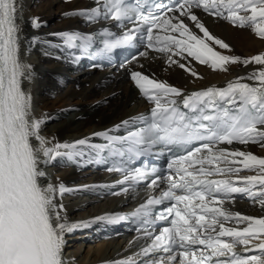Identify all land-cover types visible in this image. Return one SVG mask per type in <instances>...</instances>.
<instances>
[{
	"label": "snow or ice",
	"instance_id": "snow-or-ice-1",
	"mask_svg": "<svg viewBox=\"0 0 264 264\" xmlns=\"http://www.w3.org/2000/svg\"><path fill=\"white\" fill-rule=\"evenodd\" d=\"M96 3L99 6L65 15H81L89 21L111 19L119 25L125 21H140L147 26L149 48L183 59L190 57L213 70L227 71L225 65L236 63L246 66L254 62L264 66V53L242 60L239 56L217 51L215 45L221 49H229V45L213 36L193 13V8H202L234 26L250 28L264 40V0H176L172 6L156 4V12L149 11L147 15L140 7L130 6L127 0H96ZM162 10H166L164 15H161ZM168 12H179V16H168ZM181 17L195 22L203 37L191 31ZM22 18L20 0H0V264H66V234L90 227L97 221L117 223L124 217L105 215L69 222L66 215L61 214L64 205L58 203L57 197L62 198L73 189L62 183L43 182L47 173L42 166L58 157L72 161L79 155L76 146L87 141L51 144L40 135L45 121L33 117L32 97L23 87L24 80L31 79L32 73L31 65L20 57ZM38 20V17L33 18V27H40ZM153 29L162 30L164 34L154 35ZM175 34H179V38ZM61 35L69 42L82 39L85 41L82 48L91 41V37H81L79 33ZM104 35L112 36L107 29ZM133 38V30H129L118 38L104 39L101 52L110 53L130 44ZM179 66L185 68L183 63ZM192 74L196 75L194 71ZM131 76L140 92L155 106L150 119L141 117L146 120V128L120 138L128 144L129 159L147 154L159 144L189 145L205 141L202 147L168 163L174 174L167 177V190L158 198H149L146 205H141L133 214L148 216L149 206L165 200L174 201L167 208V215L158 217L167 220L171 216V227L156 235L141 253L145 256L156 251L169 253L159 264H173L178 257L179 264H264V217L242 215L223 207L225 198L238 193L257 199L264 208V157L239 150H214L216 144H232L233 141L241 144L264 142V127H259L264 126V67L247 77L258 81L257 85L242 83L244 78H238L225 88L209 87L184 97L183 106L191 115L182 112L177 101L170 99L171 95L181 96L179 89L140 72H133ZM222 103L234 105L235 110L221 107ZM123 123L127 125L128 121ZM96 135H104L109 141L114 139L106 133ZM119 154L124 155V152ZM244 170L255 174L240 176ZM134 171L132 180L147 178L148 173ZM216 176L223 178L216 179ZM233 176L242 186H237ZM159 179L157 176L152 180V185L155 186ZM257 185L259 191H253ZM232 219L246 222V226L225 227V222ZM238 246H242L245 253L254 254L242 255L236 251ZM114 264H135V261L129 257Z\"/></svg>",
	"mask_w": 264,
	"mask_h": 264
},
{
	"label": "bare ground",
	"instance_id": "bare-ground-1",
	"mask_svg": "<svg viewBox=\"0 0 264 264\" xmlns=\"http://www.w3.org/2000/svg\"><path fill=\"white\" fill-rule=\"evenodd\" d=\"M20 3L23 6V18L20 21L22 28L20 57L24 63L31 65L32 73L31 79L24 80L23 87L31 94L33 117L43 118L45 121L41 126L40 135L51 144L74 143L87 139L96 131L124 126L123 122L128 121L132 115L146 107L155 106L154 102L146 97H139L141 92L132 79L133 72H140L151 79L166 82L169 86L179 89L181 96H170V99L178 101L200 89L223 87L238 78H244L241 81L257 85L258 81L249 80L247 77L264 67L253 62L246 66L243 63L227 64L225 65L227 71L213 70L209 65L200 64L190 57L183 59L175 54L156 52L138 58L127 67L124 74L112 76V73L95 72L73 75L74 72L69 69L62 52L61 34L73 29H86L87 23L78 15L65 14L86 8L88 1L20 0ZM199 9L193 8V13L199 21L213 36L229 45V49H221L215 45L217 51L224 55L239 56L242 60L264 53V40L258 38L250 28L234 26L221 17H207ZM174 15L179 16V12L170 14V16ZM37 17L40 24L38 28L32 26L33 18ZM181 19L191 31L203 37V33L195 27V22L187 17H181ZM158 33L164 34L163 31ZM175 35L179 38V34ZM34 37L37 39L34 40ZM184 55L186 56V53ZM170 56L171 59H169ZM173 61L185 64V68H181L179 63ZM193 71L196 75L192 74ZM262 143L264 142L236 143L228 145V151L239 150L264 157ZM75 151L79 153L77 149ZM63 158L58 157L51 164L42 166L47 173L45 184L62 183L67 188H71L76 184L88 183L98 178L93 175L88 176L89 172L80 169L83 162L79 155L75 157L76 167L64 164ZM253 174L255 173L248 170L239 173L240 176ZM232 179L237 182V186H242L236 176ZM256 187L259 188L258 185ZM71 194L73 193L64 194L70 195L69 198L57 197L58 203L64 205L61 214L66 215L69 222L86 221L87 218L112 210V205L120 201L119 197L96 200L92 196L81 197L78 200ZM233 195L238 197L239 194ZM240 196H242L240 200L225 201L223 207L232 212H240L242 215L264 217V208L257 199L253 200L246 194H240ZM244 226L246 222L235 219L225 222V227L243 228ZM70 235L66 234L65 249L75 245L76 237L71 238ZM123 242L122 238L103 241L102 244L95 245L93 248L90 246L86 254L80 253V247L72 251L71 256H67L65 261L69 264H99L100 262L109 264L111 260L123 256Z\"/></svg>",
	"mask_w": 264,
	"mask_h": 264
},
{
	"label": "rangeland",
	"instance_id": "rangeland-1",
	"mask_svg": "<svg viewBox=\"0 0 264 264\" xmlns=\"http://www.w3.org/2000/svg\"><path fill=\"white\" fill-rule=\"evenodd\" d=\"M239 159V158H238ZM74 233V232H73ZM77 234V233H76ZM71 236H74V234L73 235H71ZM77 237V236H76ZM72 238H75V237H72ZM103 242V241H102ZM102 242H99V243H97V242H95V243H89V242H83V241H75L74 243H75V245L73 246V247H70V248H67L66 249V254L70 257L71 256V253H72V251H74V250H78V248H80L81 247V252L80 253H83V254H86L87 253V251L90 249V246L93 248L95 245H100V244H102ZM72 263H73V261H72ZM87 264V263H86Z\"/></svg>",
	"mask_w": 264,
	"mask_h": 264
}]
</instances>
